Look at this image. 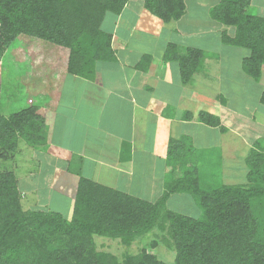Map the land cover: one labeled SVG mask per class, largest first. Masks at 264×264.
<instances>
[{
  "label": "trees",
  "instance_id": "16d2710c",
  "mask_svg": "<svg viewBox=\"0 0 264 264\" xmlns=\"http://www.w3.org/2000/svg\"><path fill=\"white\" fill-rule=\"evenodd\" d=\"M131 1L0 0V62L26 35L68 49L67 73L94 81L98 64L117 61L113 30L104 27L107 16L117 18ZM143 4L165 26L188 12L187 0H143ZM253 10L251 0H220L210 7L209 16L224 26L219 32L224 45L248 50L241 67L258 83L264 76V15ZM209 55L203 48H184L169 40L163 60L176 62L182 83L189 84L205 70ZM152 62L153 56L144 54L137 69L147 72ZM2 83L1 75L0 158H14L22 141L27 147L47 148L48 123L40 105L5 113ZM218 99L227 104L222 94ZM260 103L264 105V88ZM183 115L228 131L221 117L207 110L196 116L187 110ZM198 152L187 135L170 139L167 162L173 170L156 201L80 175L70 217L47 207L25 209L23 182L15 171L19 166L0 169V264H170L149 250L160 243L175 251V264H264V139H256L245 156L243 183H226L220 172L211 171L208 164L222 159L220 153L198 159ZM175 193L188 194L200 215L170 209L168 200ZM154 229L160 233L150 248L144 246L135 254L119 257L96 244V237H106L131 246Z\"/></svg>",
  "mask_w": 264,
  "mask_h": 264
},
{
  "label": "crops",
  "instance_id": "0c3cea01",
  "mask_svg": "<svg viewBox=\"0 0 264 264\" xmlns=\"http://www.w3.org/2000/svg\"><path fill=\"white\" fill-rule=\"evenodd\" d=\"M137 1L129 2L123 12L114 19V25H111L117 61L98 64L94 81H82L79 80L82 78L71 75L70 81L74 78L83 85L80 93H72L70 100L64 99L60 102L63 81L69 77L64 78L63 71L60 73L58 70L53 73L56 80L50 84L47 79L44 80V83L47 82V90L43 88L39 95L44 97V102L47 101V106L39 102L37 104L40 105L48 123V147L42 149L44 154L39 159L47 160L43 168L48 182H23L25 197V191L33 192L43 187L52 200L59 195L60 200L63 199L62 195H68L66 201L71 204L76 196L80 175L97 181L81 171L86 164L93 169L101 165L108 167L112 172L120 173L121 179L129 175L132 179L130 184L133 180L141 179L144 174L147 178L148 173L144 171L149 172L151 179L159 181V192L162 194L167 174L173 170L172 165L167 162L168 145L172 137L187 135L192 138L193 145L199 151L198 159L213 153L222 155L221 148L216 145L221 144L225 133L218 127V130H215L202 122L186 120L183 115L187 110L192 111L195 116L200 110H206L193 111L189 104L193 99L204 101L208 98L194 92L200 89L203 93H208L205 87V90L202 88L205 81L202 80L200 85L195 83L193 78V85L188 88L190 83L183 84L178 72L169 67V62L163 60L172 32L177 30L180 33V27L175 24L165 26L144 8L143 1ZM198 1L195 2L196 6ZM219 1L212 0V4ZM251 5L256 14L264 15V0H251ZM214 23L220 26L216 31L224 29L221 24L215 21ZM142 39L145 40L144 43L141 42ZM155 40L162 43V55L156 52L157 48H147L150 51L142 49L140 43L156 47ZM136 45H139L138 48ZM197 47L201 48L199 45ZM144 54L153 56V62L147 72L137 69V64ZM215 60L210 55L206 58L205 70L201 73L206 76L204 80L209 79V71L206 69L212 65L210 61H214L217 66V62H221L220 59ZM66 67L67 62L64 73L67 72ZM72 87L74 84H71ZM221 94L217 93L213 97L219 100ZM209 112L220 116L218 112ZM220 133V139L207 140L208 136L213 137ZM74 163L77 168L73 167ZM205 168L207 166L203 169ZM179 173L176 171L177 175Z\"/></svg>",
  "mask_w": 264,
  "mask_h": 264
},
{
  "label": "rangeland",
  "instance_id": "374dc122",
  "mask_svg": "<svg viewBox=\"0 0 264 264\" xmlns=\"http://www.w3.org/2000/svg\"><path fill=\"white\" fill-rule=\"evenodd\" d=\"M142 1L138 0L137 2ZM195 2L196 0H187V14L179 22L174 23L175 26L180 27V34L173 31L170 40L177 41L184 48L187 45H199L211 54L210 56L213 57L214 61H216L215 59L221 60L220 63L217 62L218 66L214 61H210L212 65L206 69L207 72L209 71L207 76L209 79L204 80L203 78L206 76L199 72L195 74V83L202 85L201 81H205L202 88L204 90L206 88L208 93H203L200 89L194 92L208 98H205L204 101L193 99L190 100L189 104L193 111L195 109H206L220 113L223 123L229 130L223 134L221 144L216 145L222 150V159H218L217 162H214L215 164H208V167H211L212 172L222 173V179L226 183H243L246 180L245 173L247 170L244 163L245 156L256 139H264V105L260 103V95L264 88V76L257 83L243 71L241 60L249 53L247 49L226 46L221 42L219 31L215 30L219 29L220 26L214 23L209 16L210 7L215 5L212 4V0H199L197 6ZM193 7H195L194 10ZM255 11L252 12L255 13ZM190 16L191 19L189 20ZM107 21L104 27L109 30L111 25H114V15L108 14ZM230 30L232 31V29ZM162 40H164L163 35ZM144 41L142 39L141 42L144 43ZM142 43H140L142 49L150 51L147 48L151 47L153 50L157 48L156 52L162 55L164 48L160 40L154 41L156 47ZM138 46L136 45V48ZM131 50H133L132 47ZM68 57L69 51L66 48L30 36H20L4 55L3 63L0 62V78L1 75L3 78L1 103L3 111L5 113L15 112L37 102L47 106V101L44 102V97H41L39 93L43 88H45V91L47 90V82L50 84L56 80L53 73L58 72V70L60 73L63 71L64 78L69 77L63 81L59 101L70 100L72 93H80L83 85L74 78L70 81L72 76L67 72L64 73ZM168 64L179 74V67L176 62H169ZM205 74L207 75L206 72ZM45 79H47L46 83H44ZM79 80L86 81L84 79ZM71 84H74V87L71 88ZM192 85L193 83H190L187 87L190 88ZM217 93H222L227 98L226 105L213 97ZM212 128L218 130L217 127ZM211 133L214 132L211 131ZM220 136L221 133L213 137L208 136L207 140L214 141L216 138L220 139ZM20 149L22 150L14 158L8 160L0 158V169H13V166L16 167L17 165L19 168L15 171L21 182L28 184L48 182L47 174H45L43 168L47 160L39 159L44 154L42 149L27 147L24 141L21 142ZM204 165L207 166L206 163ZM73 167L77 168V165L74 163ZM81 171L105 185H112L149 201H156L162 195L160 194L161 191L159 192L161 188L159 181L155 182L154 179H151L149 172L146 171L144 173H148L147 178L144 177V174L141 179L133 180L131 184L129 181L132 179L129 175L121 179L120 173L117 171L112 172V169L102 165L93 169L86 164ZM208 175L211 177L209 173ZM40 189L28 193L25 191L27 197L22 202L25 209L47 207L62 211L65 216H71L72 204L66 201L68 195H62L63 199L61 200L58 198L60 195L52 200L51 195H47L43 187ZM36 193L38 194L36 195ZM168 207L194 217H198L201 212L198 205L188 194H172L168 200ZM158 233L160 231L154 229L147 235L138 238L131 246H125L117 239L106 237H96V244L99 249L112 251L122 257L124 254H135L144 246L150 248L149 244L156 238ZM149 250L158 253L163 260L168 261L170 264H175V251L163 243Z\"/></svg>",
  "mask_w": 264,
  "mask_h": 264
}]
</instances>
